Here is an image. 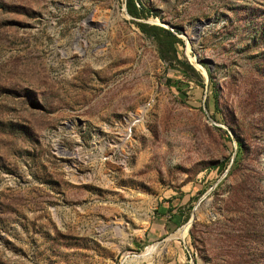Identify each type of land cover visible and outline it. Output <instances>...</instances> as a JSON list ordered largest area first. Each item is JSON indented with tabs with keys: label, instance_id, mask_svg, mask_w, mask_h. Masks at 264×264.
Instances as JSON below:
<instances>
[{
	"label": "rangeland",
	"instance_id": "rangeland-1",
	"mask_svg": "<svg viewBox=\"0 0 264 264\" xmlns=\"http://www.w3.org/2000/svg\"><path fill=\"white\" fill-rule=\"evenodd\" d=\"M125 1L0 0V264H264V0Z\"/></svg>",
	"mask_w": 264,
	"mask_h": 264
},
{
	"label": "trees",
	"instance_id": "trees-1",
	"mask_svg": "<svg viewBox=\"0 0 264 264\" xmlns=\"http://www.w3.org/2000/svg\"><path fill=\"white\" fill-rule=\"evenodd\" d=\"M125 8L127 13L135 18H139L144 15H148L150 13V9L146 8L145 5L139 0H126L125 1ZM137 27L141 32L144 34L152 37L157 45L159 56L163 59L168 61V65L172 66H179L183 72L185 73L186 77L191 79L188 72L191 71L200 77L192 65L187 62L186 60H181L176 52V44H182V40L177 36L176 30L172 31L168 28L156 25V24H149L146 22H135ZM209 80L211 79L210 71L206 68ZM217 90L213 85V106L214 109L218 107L217 101ZM236 146L241 147V142L236 140Z\"/></svg>",
	"mask_w": 264,
	"mask_h": 264
},
{
	"label": "water",
	"instance_id": "water-1",
	"mask_svg": "<svg viewBox=\"0 0 264 264\" xmlns=\"http://www.w3.org/2000/svg\"><path fill=\"white\" fill-rule=\"evenodd\" d=\"M208 23H209V20H208V19L205 20V21H202V20H197V21H196V24H197V25H205V24H208ZM160 24H161L162 27L168 28V29H170V30H172V31H174L173 28H174V29H177V30L180 32V35H181L182 37L186 36V32H185V29H184L183 27H173V26L169 25V24L166 23V22H162V23H160ZM176 34H179V33H176ZM193 58H195V59L197 60V62H198L197 64L199 65V61H200V60H198V59L196 58V55H195ZM204 72H205V71H204ZM193 220H194V214L191 216V219L189 220V224H191Z\"/></svg>",
	"mask_w": 264,
	"mask_h": 264
},
{
	"label": "bare ground",
	"instance_id": "bare-ground-1",
	"mask_svg": "<svg viewBox=\"0 0 264 264\" xmlns=\"http://www.w3.org/2000/svg\"><path fill=\"white\" fill-rule=\"evenodd\" d=\"M192 32L195 33V32H194V28H193ZM184 37H186V36H184ZM194 59H195V58H194ZM197 63H198V62H197V60L195 59V66L197 65ZM199 66H200V65H199ZM188 225H189V223H186V224L182 227V229H181V231H180V235H181V236L184 235V233H185V231H186Z\"/></svg>",
	"mask_w": 264,
	"mask_h": 264
}]
</instances>
